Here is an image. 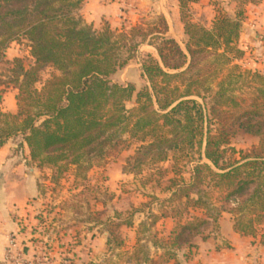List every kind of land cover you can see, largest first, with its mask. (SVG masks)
<instances>
[{
	"label": "trees",
	"instance_id": "trees-1",
	"mask_svg": "<svg viewBox=\"0 0 264 264\" xmlns=\"http://www.w3.org/2000/svg\"><path fill=\"white\" fill-rule=\"evenodd\" d=\"M198 1L178 0L182 47L163 14L121 30L109 24L97 30L80 14L82 0H0V62L9 44L21 40L33 60L29 68L20 58L12 61L17 111L0 108V147L18 139L17 150L26 145L30 160L56 170V179L69 166H101L134 143L122 173L141 175L172 159L169 196L157 198L159 214L139 225L149 232L160 219L175 221L166 239L151 241L165 264H179L181 249L205 237L210 226L218 229L225 211L244 235H256L264 223V75L236 62L244 53L236 44L242 14L222 13L207 26L192 18L190 6ZM143 45L157 52L141 63L148 84L136 90L113 82ZM46 68L56 72L38 87ZM243 88L248 99L236 94ZM130 100L134 106L128 108ZM238 131L257 143L236 149L231 140ZM141 243L138 234L129 260L157 264L150 246Z\"/></svg>",
	"mask_w": 264,
	"mask_h": 264
},
{
	"label": "rangeland",
	"instance_id": "rangeland-1",
	"mask_svg": "<svg viewBox=\"0 0 264 264\" xmlns=\"http://www.w3.org/2000/svg\"><path fill=\"white\" fill-rule=\"evenodd\" d=\"M85 1L82 0V4ZM119 3L123 20L117 22V25L112 26L106 20L101 22L99 28L91 25L97 30L102 29L106 24L112 29L121 30L137 23L151 21L157 15L165 13L170 22V34L184 47V28L182 30L180 25L173 27L167 13L170 12L171 17H174L175 13L177 21L183 25L180 20L178 0H119ZM211 5L214 7L201 14L191 4L192 18L197 20L198 17L208 24L209 19L214 15V9L219 8V13L215 17L222 14V0H211ZM234 10L238 13L240 9ZM230 11L229 9L228 12ZM232 14L234 15V12ZM232 14L230 16L233 17ZM147 53L157 57V52L152 46H143L137 58L112 76L113 82L123 85L133 84L136 90L147 85L141 69V63ZM15 58H20L26 68L32 65L33 60L27 41L11 42L3 61L0 62V108L9 112L17 94V89L10 83L12 78L10 69ZM55 72L53 68H46L41 73L38 87H41ZM248 92L243 88L238 89L236 94L239 98L248 99ZM126 106L133 107L134 100L127 101ZM257 141V138L238 131L232 138L231 144L238 150H248ZM8 142L14 144L15 149L20 143L18 139H11ZM136 146L137 144H132L129 149L107 159L101 166H93L87 171L69 166L58 179H56V170L40 168L30 161L29 167H34L38 174V194L29 199L28 210L25 209L22 215H18L20 223L28 228L25 235L34 240L33 245L24 252L30 264H148L129 260L138 234L142 239L141 244L150 246V256L157 264H165L164 258L159 257L163 251L153 249L151 241L155 236L166 239L175 226V221L160 219L149 232H140L139 225L142 222L147 224L150 222V213L159 214L160 204L157 198L163 199L169 196L165 188L168 179L174 176L171 172L173 161L169 159L158 167H153V171L149 169L141 175L122 173L121 165L125 164L126 159L133 154ZM18 156L21 157L22 153ZM188 168L189 166L184 168L186 179L189 176L186 173ZM225 206L229 209L233 205L225 204ZM192 214L201 215L200 212H192ZM128 221H132V226L115 227L114 223ZM111 230L114 233L109 234ZM214 231L218 230L212 225L203 236ZM114 236L122 240L120 247L116 246L117 241L114 240ZM190 255L188 247H183L178 254L179 264H186Z\"/></svg>",
	"mask_w": 264,
	"mask_h": 264
},
{
	"label": "crops",
	"instance_id": "crops-1",
	"mask_svg": "<svg viewBox=\"0 0 264 264\" xmlns=\"http://www.w3.org/2000/svg\"><path fill=\"white\" fill-rule=\"evenodd\" d=\"M193 5L201 14L213 6L211 0H199ZM120 6L119 0H86L82 4L80 13L83 19L93 24L95 28H99L103 20L114 26L123 20ZM237 8L240 9L238 13L242 14L243 20L236 44L244 53L236 62L242 67L264 75V39H260L264 27V0H222V13L230 15L234 12L232 15L235 17L238 13L234 9ZM218 10L214 9V15L209 19L208 24L204 21L207 26L212 24L214 17L219 13ZM167 13L171 18L172 26L180 25L183 30V25L177 21L176 14L171 17V13ZM199 19L197 17V20ZM9 109L12 113L16 112V101ZM19 150L15 149L11 142L0 147V264H15L5 260L6 245L11 234H15L24 252L34 242L25 235L28 228L20 223L18 215H22L25 209L28 210L29 199L38 194V174L34 167H29L31 160L28 147L23 145ZM19 153H22L21 157L18 156ZM217 230L206 234L205 237L196 238L194 245L188 247L191 255L186 264H264L262 243L264 223L256 235H244L234 229V215L225 211L218 221ZM25 258L28 259L26 253ZM179 258L180 256L178 261ZM170 262L175 264L173 260ZM18 264L30 263L26 261Z\"/></svg>",
	"mask_w": 264,
	"mask_h": 264
},
{
	"label": "built area",
	"instance_id": "built-area-1",
	"mask_svg": "<svg viewBox=\"0 0 264 264\" xmlns=\"http://www.w3.org/2000/svg\"><path fill=\"white\" fill-rule=\"evenodd\" d=\"M260 39H264V27L263 32L260 34ZM5 260L8 262H13L15 264L28 261L25 258L24 249L21 245L18 244L15 234H11L8 237Z\"/></svg>",
	"mask_w": 264,
	"mask_h": 264
}]
</instances>
